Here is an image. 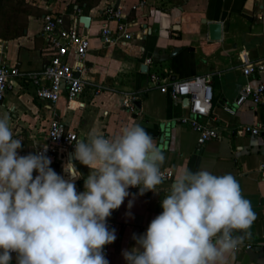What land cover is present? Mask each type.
Returning <instances> with one entry per match:
<instances>
[{"label":"crops","instance_id":"1","mask_svg":"<svg viewBox=\"0 0 264 264\" xmlns=\"http://www.w3.org/2000/svg\"><path fill=\"white\" fill-rule=\"evenodd\" d=\"M138 1L0 0V64L24 71L43 67L49 58L42 34L43 15L48 12L63 14L89 39L84 75L90 83L78 99L68 102L62 95L55 103L42 100L30 81L19 79L0 100V117L7 113L13 137L24 139L18 155L36 154V149L47 143L52 117L85 141L90 132L107 138L132 124L153 137L165 158L161 170H171L173 176L157 186V193L141 195L129 187V196L106 221L116 236L105 245L110 264H127L122 253L139 247L133 237L144 234L162 212L160 202L184 168L232 174L256 216L246 233L234 235H242V243L264 242V178L258 172L259 164L264 163V134L251 136L239 129L242 124L264 120V95L257 105L245 102L235 114L223 109L224 104H232L246 81L255 84L264 80V72L244 77L238 56L244 50V59L264 57V0H146L143 8L130 10ZM108 5L121 6L134 21L131 39L110 46L102 43V11ZM82 15L90 18L88 26L79 21ZM203 19L222 22L221 40L208 39ZM108 25L114 27L113 22ZM175 47L180 50L170 56ZM147 57L152 59L149 66L144 63ZM151 71L170 79L211 74L214 97L208 122L217 128L219 137L199 146L197 133L178 122L187 104L174 102L168 93L152 86L148 79ZM93 84L105 88L95 93ZM129 94L140 102V106L135 104V112L123 104ZM51 161L50 167L61 175L59 161ZM72 163L81 173L76 182L84 189L90 170L75 159ZM10 264H16V256L12 255ZM228 264H264V252L239 249L228 257Z\"/></svg>","mask_w":264,"mask_h":264},{"label":"clouds","instance_id":"2","mask_svg":"<svg viewBox=\"0 0 264 264\" xmlns=\"http://www.w3.org/2000/svg\"><path fill=\"white\" fill-rule=\"evenodd\" d=\"M9 120L0 117V264H10L12 253L16 264H109L103 248L116 236L107 218L129 187L157 193L166 179L153 137L138 124L107 138L90 132L63 165L66 180L50 167L46 148L18 155L22 140ZM72 159L90 170L83 192ZM160 204L146 232L133 237L139 247L122 253L127 264H228L243 239L234 233H246L256 218L232 174L203 169L184 168Z\"/></svg>","mask_w":264,"mask_h":264},{"label":"built area","instance_id":"3","mask_svg":"<svg viewBox=\"0 0 264 264\" xmlns=\"http://www.w3.org/2000/svg\"><path fill=\"white\" fill-rule=\"evenodd\" d=\"M145 5L146 0H139L131 5L130 10L136 11ZM102 15L104 23L100 30V36L104 45H114L133 37L134 21L123 11L121 6L108 5L103 9ZM111 22L114 23L113 28L108 25ZM42 34L47 41L48 61L42 68L29 71L20 70L16 66L0 64V100L14 88L16 80L19 79L30 81L35 86L36 95L40 99L52 103H55L62 95H65L68 102L78 99L84 88L90 83L84 75L89 39L81 35L71 23L66 24L64 15L60 13L48 12L43 15ZM242 51L238 56L244 77L249 78L254 74L264 72V57L254 61L249 60L248 56L244 59ZM144 63L149 66L152 59L147 57ZM148 79L152 86L161 92L168 93L174 102H182L184 98L188 99L186 113L178 118V122L189 125L197 133L199 146L219 137L217 128L208 122L214 97L211 74L170 79L151 71L148 72ZM93 86H95V93H99L105 88L101 84H93ZM263 95L264 80H258L255 84L246 81L238 90L232 104H224L223 109L230 114H235L236 110L247 101L253 105L260 103ZM135 100L136 97L129 94L126 95L123 104L129 111L135 112ZM239 129L240 132L251 136L264 134V120L242 124ZM79 140L76 131L66 129L56 117H52L47 127V143L37 148L36 153L46 148L45 154L51 159L59 161L61 176L66 180H72V177L63 171V165L67 162L68 154L74 151V145ZM161 171L165 174L166 179L172 178L171 170ZM258 172L264 178V163L259 164ZM73 182L78 193L84 191L77 184L76 179ZM130 189L139 190L138 187H130ZM253 248L264 252V242L241 243L237 250ZM103 253L107 259L108 249L106 247L103 248ZM12 255L16 256L15 253Z\"/></svg>","mask_w":264,"mask_h":264},{"label":"water","instance_id":"4","mask_svg":"<svg viewBox=\"0 0 264 264\" xmlns=\"http://www.w3.org/2000/svg\"><path fill=\"white\" fill-rule=\"evenodd\" d=\"M119 0H117V3ZM90 18L88 16H80L79 21L84 24V26H88ZM203 23L207 26V37L211 41H218L223 38V32H222V22L221 21H207L206 19H203ZM180 50V47H175L172 52L170 53V56H173ZM184 104H188V99H183ZM137 106H140V102H135ZM72 154L69 155L68 160L71 158ZM73 160V159H72ZM34 177V176H33ZM105 247V246H104Z\"/></svg>","mask_w":264,"mask_h":264},{"label":"trees","instance_id":"5","mask_svg":"<svg viewBox=\"0 0 264 264\" xmlns=\"http://www.w3.org/2000/svg\"><path fill=\"white\" fill-rule=\"evenodd\" d=\"M64 18H65V22H66V24H68L69 22H68V20H67V18L64 16Z\"/></svg>","mask_w":264,"mask_h":264},{"label":"rangeland","instance_id":"6","mask_svg":"<svg viewBox=\"0 0 264 264\" xmlns=\"http://www.w3.org/2000/svg\"><path fill=\"white\" fill-rule=\"evenodd\" d=\"M17 139H20V140H22V141L24 140V139H21V138H19V137H18Z\"/></svg>","mask_w":264,"mask_h":264}]
</instances>
